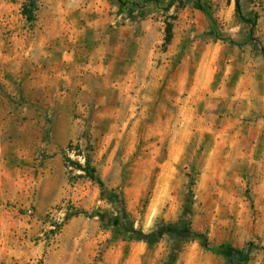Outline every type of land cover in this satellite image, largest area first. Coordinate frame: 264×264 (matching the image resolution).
Segmentation results:
<instances>
[{
    "label": "rangeland",
    "instance_id": "374dc122",
    "mask_svg": "<svg viewBox=\"0 0 264 264\" xmlns=\"http://www.w3.org/2000/svg\"><path fill=\"white\" fill-rule=\"evenodd\" d=\"M198 1L211 30L190 0H0V264H223L196 237L113 235L66 161L132 229L181 223L264 264V0L238 1L249 35L233 0Z\"/></svg>",
    "mask_w": 264,
    "mask_h": 264
},
{
    "label": "trees",
    "instance_id": "16d2710c",
    "mask_svg": "<svg viewBox=\"0 0 264 264\" xmlns=\"http://www.w3.org/2000/svg\"><path fill=\"white\" fill-rule=\"evenodd\" d=\"M116 4L121 7H129L130 9L136 10V12H143L145 8L154 7L157 5V0H141L138 5L134 3H127L125 0H113ZM194 8L202 15L208 24L209 29L211 30L212 20L209 16L208 9L204 7L198 0H190ZM239 0H233L232 9L233 14L236 19L245 25H248V35L253 26L252 21L247 19H243L239 13L238 7ZM169 6L167 3L164 6V9ZM148 10V9H147ZM32 13H33V2L27 1L25 4L21 6L20 16L26 23H30L32 21ZM164 44L168 41L169 36V25L166 24L164 26ZM231 44V43H230ZM258 52L260 57L264 61V50L258 47ZM68 167L73 170H77L82 174V176L88 181L92 182L96 185L99 191L100 198L104 199L111 208L112 213L109 214H96L94 215L98 222L104 226L108 227L112 234L115 236H119L120 238L131 240V241H140L146 245H151L155 243L161 236H165L168 238V241L172 244L178 243L182 238L196 237L199 239L200 246L208 251L209 253L219 256L223 260V264H246L247 256L249 252L256 247H253L251 244H246L242 249H234L229 246L227 243L218 245L216 247H208L204 241V239L200 236H195L189 233L184 225L181 223L179 225H159L152 232L147 234H142L141 232L134 230L127 223L124 212L122 210V204L119 198H110L108 199L106 195V191L103 189L101 182L94 175V171L91 167L87 165L86 162L83 163L82 166H79L75 162H68ZM75 214V213H74Z\"/></svg>",
    "mask_w": 264,
    "mask_h": 264
}]
</instances>
